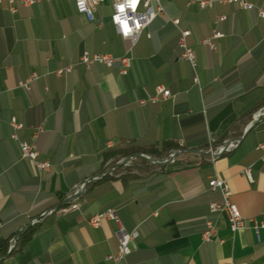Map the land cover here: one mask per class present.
Wrapping results in <instances>:
<instances>
[{
    "label": "crops",
    "instance_id": "0c3cea01",
    "mask_svg": "<svg viewBox=\"0 0 264 264\" xmlns=\"http://www.w3.org/2000/svg\"><path fill=\"white\" fill-rule=\"evenodd\" d=\"M187 1H161L165 14L141 33L126 75L80 64L84 52L121 57L130 47L110 24L111 0L93 21L71 0L18 4L15 13L0 4V264H264V228L253 229L264 216V117L243 135L264 111V18L234 4L202 10ZM247 1L264 10V0ZM219 16L226 20L215 23ZM181 30L191 33L195 71L181 58ZM214 31L223 37L210 50L199 42ZM67 65L72 72L58 77ZM32 74L30 90L19 88ZM157 87L171 96L141 105ZM12 119L21 128L13 130ZM240 135L238 147L213 162L196 153ZM20 143L34 146L36 162L50 167L22 160ZM176 149L182 152L173 163L138 158L115 168ZM97 175L80 211L64 213L73 189ZM212 177L228 184L246 229L232 233L226 213H210V203L222 201L208 189ZM106 209L134 232L132 253L116 263L107 257L118 249L119 225L87 224ZM51 210L20 239L30 218ZM207 221L215 234L206 242Z\"/></svg>",
    "mask_w": 264,
    "mask_h": 264
},
{
    "label": "built area",
    "instance_id": "2783aa9c",
    "mask_svg": "<svg viewBox=\"0 0 264 264\" xmlns=\"http://www.w3.org/2000/svg\"><path fill=\"white\" fill-rule=\"evenodd\" d=\"M44 0H0V4L6 2L8 4V9L11 13L16 12V7L18 4L22 6H31L37 3H40ZM52 1V0H45ZM74 3L76 12L82 15H85L89 21L94 20V15L96 13V9L99 5H101L105 0H84L83 5L81 6L78 3V0H71ZM162 0H136L135 8L133 10L132 7L127 6L130 3H133V0H111L112 13L109 17L110 24L115 29L117 35L126 41L130 42V47L127 49L126 53L121 57H113L111 55L104 54H91L89 52H84L80 58V64L86 69H90L93 65H103L107 68L115 69L118 71L120 75H126L128 69L130 68L133 57H132V48L138 41L141 33L147 29V27L154 21V19L160 15H164V8L161 4ZM188 5L195 4L200 9H211L214 7L215 3L220 4H234L239 9L250 12L255 11L259 18H264V10L261 7H256L251 4L247 0H188ZM125 5L124 12L121 13L119 8ZM116 17H119L121 21L125 22L123 25L120 22H117ZM226 20L225 16H219L215 23L224 22ZM172 24L176 27L179 25V19L171 20ZM189 30H181L180 36L178 39V48L180 49L181 58L184 59L190 67L195 71L196 68V57L194 52L186 46V38L190 36ZM223 34L220 32L214 31L212 37L209 39H204L199 43L207 46L210 50H215V44L212 42L213 39L222 38ZM73 66L67 65L63 68H60L55 71V74L58 77H63L72 72ZM36 78L35 74H32L29 79L26 81H21L18 83V87L24 89L25 91L30 90V83ZM193 82L197 83V78L194 76ZM159 96L161 99L166 100L171 95L170 92L163 87H157L155 95L149 97L148 99L141 100L140 104L144 105L147 102L157 103L159 101ZM264 117V111H261L253 116L252 120L246 126L243 135L247 133V131L253 127V125ZM11 126L13 130H17L21 128L20 124L15 123V120L12 119ZM243 135L233 137L226 141H223L219 145H213L212 143L204 150H197L196 153L199 155H204L207 159L213 162L216 158L223 156L238 147L240 142L242 141ZM12 139L16 140V135H12ZM20 153L21 159L30 161L36 168L40 170H47L50 165L49 163H38L36 162L37 152L35 147L32 145H28L26 143H20ZM259 149L264 151V146H259ZM182 152L181 149H176L167 157L162 159H155L151 156L146 155H136L133 157H129L126 160L119 161L115 168L126 165L129 160H134L138 158H143L148 161V163L152 165H165L169 163H173L177 156ZM261 162L264 163V153L261 157ZM113 169H110L108 172H111ZM242 174L251 181L250 169H244ZM100 175L90 177L77 185L71 194L66 198V207L63 209L64 213H74L78 212L81 209V203L84 198V195L87 191L88 186L100 179ZM208 189L210 191H218L221 195L222 201L212 202L209 205V211L212 214L217 213H226L229 229L232 233H236L240 230L246 229V224L243 217L240 215L238 208L235 204L230 202L231 191L226 183V181L212 177L208 181ZM54 211H48L37 218H30L28 220L27 229L38 224L44 216L47 214H52ZM103 220H109L115 222L119 225V220L117 214L112 209H106L100 213L92 215L88 218L87 224L91 228L97 229L101 227V223ZM2 223L0 222V227ZM259 227L264 228V216L262 217L261 223L259 225H254L253 229L255 232H258ZM215 229L211 223V221L206 222V228L202 234L204 241H210V239L214 236ZM134 232L127 231L124 227L120 226L117 230L118 237V249L115 255H110L107 257L108 260L113 262H118L125 257L129 256L132 253L131 242L133 239ZM16 246V239L11 241L10 250H13Z\"/></svg>",
    "mask_w": 264,
    "mask_h": 264
},
{
    "label": "clouds",
    "instance_id": "9594fccd",
    "mask_svg": "<svg viewBox=\"0 0 264 264\" xmlns=\"http://www.w3.org/2000/svg\"><path fill=\"white\" fill-rule=\"evenodd\" d=\"M83 2H84V0H78V3H79L81 6L83 5ZM135 4H136V0H135V2H134V6H132L133 3H130V4H128L127 6L132 7L133 10H134V8H135ZM124 8H125V5L121 6V7L119 8V11H120L121 13H123V12H124ZM116 20H117V22H120V23H122L123 25H125V22H124V21H121L119 17H116Z\"/></svg>",
    "mask_w": 264,
    "mask_h": 264
},
{
    "label": "trees",
    "instance_id": "16d2710c",
    "mask_svg": "<svg viewBox=\"0 0 264 264\" xmlns=\"http://www.w3.org/2000/svg\"><path fill=\"white\" fill-rule=\"evenodd\" d=\"M110 155H107L106 157H109ZM35 226L29 228L22 236H20V239L26 240L31 236V234L34 232Z\"/></svg>",
    "mask_w": 264,
    "mask_h": 264
},
{
    "label": "snow or ice",
    "instance_id": "6c2138e0",
    "mask_svg": "<svg viewBox=\"0 0 264 264\" xmlns=\"http://www.w3.org/2000/svg\"><path fill=\"white\" fill-rule=\"evenodd\" d=\"M134 2H135V0H133V5L132 6H134Z\"/></svg>",
    "mask_w": 264,
    "mask_h": 264
}]
</instances>
